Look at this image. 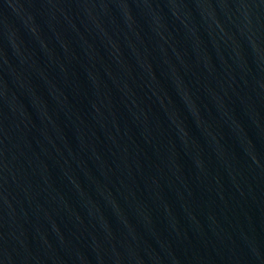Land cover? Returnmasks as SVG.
Returning <instances> with one entry per match:
<instances>
[{"label": "water", "instance_id": "water-1", "mask_svg": "<svg viewBox=\"0 0 264 264\" xmlns=\"http://www.w3.org/2000/svg\"><path fill=\"white\" fill-rule=\"evenodd\" d=\"M0 264H264V0H0Z\"/></svg>", "mask_w": 264, "mask_h": 264}]
</instances>
